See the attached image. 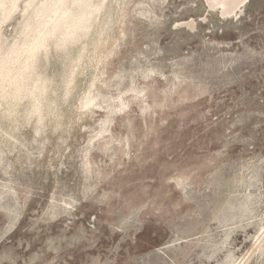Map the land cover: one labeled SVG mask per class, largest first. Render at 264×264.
I'll return each instance as SVG.
<instances>
[{"label":"rangeland","instance_id":"rangeland-1","mask_svg":"<svg viewBox=\"0 0 264 264\" xmlns=\"http://www.w3.org/2000/svg\"><path fill=\"white\" fill-rule=\"evenodd\" d=\"M85 2L0 1V264H264V0Z\"/></svg>","mask_w":264,"mask_h":264},{"label":"bare ground","instance_id":"bare-ground-1","mask_svg":"<svg viewBox=\"0 0 264 264\" xmlns=\"http://www.w3.org/2000/svg\"><path fill=\"white\" fill-rule=\"evenodd\" d=\"M2 1V0H0ZM214 1L216 4L223 5L229 12L234 11L240 5H242L246 0H209ZM68 0H55V3H59L61 5L60 12L56 15V17L51 20L45 26H39L40 20L36 23V36L30 41L29 48L26 52V57L24 64H28L32 62L33 57L36 52L41 50L47 45V41L50 37H56L60 35L63 37V40L66 39H74L76 37V30L82 29L85 30L88 27V20L85 17V8L86 5L85 0H70V5H68ZM55 3L46 4L42 6L39 11V15L47 11L54 12ZM53 5V6H52ZM74 6V7H73ZM61 38V37H60ZM59 40V39H58ZM61 40V39H60ZM70 40V39H69ZM61 43V42H59ZM46 48V47H45ZM22 73L18 74V78H21ZM10 83H15L16 78H12L9 80ZM37 90V89H36ZM21 89H16L15 94H20ZM31 92V91H30ZM34 93V91H33ZM14 94V95H15Z\"/></svg>","mask_w":264,"mask_h":264},{"label":"flooded vegetation","instance_id":"flooded-vegetation-1","mask_svg":"<svg viewBox=\"0 0 264 264\" xmlns=\"http://www.w3.org/2000/svg\"><path fill=\"white\" fill-rule=\"evenodd\" d=\"M248 0H246L243 4H245Z\"/></svg>","mask_w":264,"mask_h":264}]
</instances>
